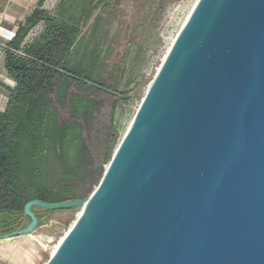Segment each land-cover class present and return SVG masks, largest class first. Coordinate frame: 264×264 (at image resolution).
<instances>
[{"label":"water","instance_id":"water-1","mask_svg":"<svg viewBox=\"0 0 264 264\" xmlns=\"http://www.w3.org/2000/svg\"><path fill=\"white\" fill-rule=\"evenodd\" d=\"M45 264H264V0H196Z\"/></svg>","mask_w":264,"mask_h":264},{"label":"trees","instance_id":"trees-1","mask_svg":"<svg viewBox=\"0 0 264 264\" xmlns=\"http://www.w3.org/2000/svg\"><path fill=\"white\" fill-rule=\"evenodd\" d=\"M46 1H37L5 47L4 68L14 87L0 112V236L27 226L23 208L30 201L59 204L91 194L104 172L83 136L96 119L91 96L103 92L115 99L107 162L118 140L117 104L139 98L143 87L142 77L126 74L123 64L108 69L101 28L123 0H59L52 12ZM148 32L133 46L156 49L155 28ZM71 210L31 209L38 222Z\"/></svg>","mask_w":264,"mask_h":264},{"label":"rangeland","instance_id":"rangeland-1","mask_svg":"<svg viewBox=\"0 0 264 264\" xmlns=\"http://www.w3.org/2000/svg\"><path fill=\"white\" fill-rule=\"evenodd\" d=\"M56 1L49 0L47 11H53ZM195 2L196 0H123L118 10L109 11L110 18L107 22L104 21L101 28L105 34L106 46L110 50L107 60L108 69L113 72L111 70L113 67L123 64L126 74L133 72L139 75L142 77L140 82L143 84L138 93L139 98L117 104L113 122L118 131L116 146L123 138L149 83ZM153 27L160 41L156 49L148 50L147 47L133 46L132 43L138 41L142 43L147 39V36H150L148 30ZM128 50L131 53H128ZM124 81L123 79L121 84ZM91 97L97 102L96 119L91 130L85 132L83 136L96 166H101L105 170L109 163V161H104L106 139L111 129L110 117L115 99L103 92ZM96 187L97 185L93 186L92 192ZM80 211L81 209L74 208L69 212L45 216L38 222L37 228L30 235L34 241L39 243L42 253V257L36 264L46 263L54 247L60 241V238L53 235L60 233L65 235L71 229Z\"/></svg>","mask_w":264,"mask_h":264},{"label":"crops","instance_id":"crops-1","mask_svg":"<svg viewBox=\"0 0 264 264\" xmlns=\"http://www.w3.org/2000/svg\"><path fill=\"white\" fill-rule=\"evenodd\" d=\"M38 0H0V112L4 110L14 82L5 68V47L18 26L35 8ZM59 0L56 1L57 4ZM49 0L45 2V9ZM29 235L0 240V264H36L42 257L39 243Z\"/></svg>","mask_w":264,"mask_h":264},{"label":"built area","instance_id":"built-area-1","mask_svg":"<svg viewBox=\"0 0 264 264\" xmlns=\"http://www.w3.org/2000/svg\"><path fill=\"white\" fill-rule=\"evenodd\" d=\"M14 37V34H10L9 37H8V40H12Z\"/></svg>","mask_w":264,"mask_h":264},{"label":"bare ground","instance_id":"bare-ground-1","mask_svg":"<svg viewBox=\"0 0 264 264\" xmlns=\"http://www.w3.org/2000/svg\"><path fill=\"white\" fill-rule=\"evenodd\" d=\"M79 214H80V213H79ZM79 214H78V216H79ZM78 216H77V217H78ZM76 219H77V218H76ZM75 221H76V220H75ZM73 224H74V223H73ZM72 226H73V225H72ZM72 226H71V227H72ZM54 248H56V246H55ZM54 250H55V249H54ZM54 250H53L52 252H54Z\"/></svg>","mask_w":264,"mask_h":264}]
</instances>
